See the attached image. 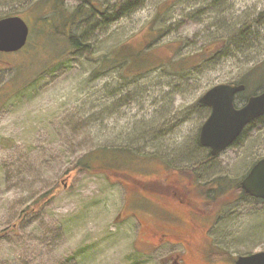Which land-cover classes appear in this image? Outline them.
<instances>
[{
  "label": "rangeland",
  "instance_id": "1",
  "mask_svg": "<svg viewBox=\"0 0 264 264\" xmlns=\"http://www.w3.org/2000/svg\"><path fill=\"white\" fill-rule=\"evenodd\" d=\"M82 1L64 6L70 13ZM97 1L109 13L134 0ZM51 6L0 0V18L18 15L29 27L23 49L0 53V264H175L181 253L188 264H234L263 251L264 202L242 199L237 187L264 156V118L211 156L198 142L209 115L198 100L222 83L245 85L239 103L264 90V0H139L112 24L80 21V51L59 33L61 22L51 35L37 31ZM152 32L157 66L101 72L105 55ZM205 50L210 61L196 64ZM192 55L194 67H185L181 58ZM93 154L113 169L83 168ZM171 191L212 213L186 253L141 235L144 225L169 228V214L185 226Z\"/></svg>",
  "mask_w": 264,
  "mask_h": 264
},
{
  "label": "water",
  "instance_id": "2",
  "mask_svg": "<svg viewBox=\"0 0 264 264\" xmlns=\"http://www.w3.org/2000/svg\"><path fill=\"white\" fill-rule=\"evenodd\" d=\"M28 32L20 16L0 18V52L20 50L26 44ZM244 88L243 84H218L198 100L199 104L210 108L199 130L198 142L210 150L211 156L229 147L248 123L264 115V91L250 96L243 106H234V96ZM240 185L250 196L264 200V158L254 164ZM234 264H264V251L238 256Z\"/></svg>",
  "mask_w": 264,
  "mask_h": 264
},
{
  "label": "trees",
  "instance_id": "3",
  "mask_svg": "<svg viewBox=\"0 0 264 264\" xmlns=\"http://www.w3.org/2000/svg\"><path fill=\"white\" fill-rule=\"evenodd\" d=\"M46 1L52 4L51 13L53 16L51 18V21H49V19L45 17H41L38 20L39 22L37 21V28H36L37 31L39 33H43L44 36L51 35V32L47 31V30H50V26L53 27L59 22H61L62 27H63L62 29L65 32H59V33H61V36L64 35L69 45L75 50L78 49V51L85 50L86 48L85 44L82 43L80 38H78L77 35L74 33V29L80 21H82L83 19L86 20L87 27L85 29H87L88 27H91L92 25H97L98 23H102L104 25L106 23L112 24L115 21H117L119 18H121L125 14V11H128L132 7L133 8L136 7L137 3L139 2V0H134L133 3L129 2L128 4H126V6H123L122 10L118 8L119 10L118 9L115 10L116 13L114 10L108 13L105 11L104 8L98 9L100 5L97 0H83L82 3L78 4L72 12L68 13L67 9L64 6V0H46ZM94 13L99 14L101 19L97 18V21L94 20L92 16ZM54 22H58V23L53 25ZM31 31L34 32V29L30 28V32ZM85 31L86 30L83 31L82 35L84 34ZM156 36L157 34L155 32L149 33L147 37L144 39L143 43L140 44V46H137L131 50L126 45H121L117 50L112 51L108 55H105L99 66V68L101 69V72L103 73L104 70H107V69L111 70L112 68H115L118 66L123 67L124 65L127 66L126 71H128V73L130 74L142 73V72L151 70L153 67L157 66L155 65V62H153L154 60L151 59L149 55L150 50L152 49V47L154 46V42L156 41V38H155ZM208 54L209 52L205 50L202 53L194 56V57H197L198 59L196 64L201 65L203 61L204 62L210 61L209 59L210 56ZM191 57H193V55L181 58V63L185 65V67L193 68L194 67L193 65L195 63L191 60ZM147 63H151V64H147ZM128 65H134L133 68H135L136 71L133 72L132 69L128 67ZM238 103L239 102L236 101V104ZM199 106H202V105H199ZM261 117L264 118V115H262ZM102 151H104V154L107 153V150L105 149H102ZM90 158L94 162L93 165L89 163H88L89 165L86 164L85 163L86 160H82L80 162V165L86 170L104 171L108 169H113V165L111 162L112 160L105 159V158L98 159L94 157V154ZM96 159L99 160V162H101L102 165H96L95 164ZM237 193L242 199L248 200V197L251 198L241 188H239V185L237 188ZM254 200H258V199H254ZM201 212H204V211L201 210ZM212 250L215 252L221 253L220 257L225 258V256L227 255V251H225L222 248L221 250L218 248H215ZM216 259L217 258L215 255L214 260ZM230 260L233 261L232 258Z\"/></svg>",
  "mask_w": 264,
  "mask_h": 264
},
{
  "label": "flooded vegetation",
  "instance_id": "4",
  "mask_svg": "<svg viewBox=\"0 0 264 264\" xmlns=\"http://www.w3.org/2000/svg\"><path fill=\"white\" fill-rule=\"evenodd\" d=\"M235 100H237V99H235ZM260 158H262V157H260ZM239 188H240V185H239ZM166 193H169L166 195L173 197L174 200H178V206L179 207H181L182 204L184 205L182 208H183L184 213L186 215L187 223L185 224V226L182 227V226H180L182 223L178 224L175 221V219L171 217L172 215L169 214V215H167V220H166V221H168L167 226L169 228H167L166 226H162L161 224H160L161 227H158L157 224H154L156 229H152L151 225L150 226L144 225L143 229H141L142 230L141 231L142 239L143 240L147 239V241H144V243H149V241H151V240L155 241L154 245H156V246L159 244H162L163 241L169 242L171 244H180L181 246L184 247V250L186 253V251L195 249L194 248V244H195L194 243V237H195V235L199 234L202 236H206V233H207V230L209 229V227H205V226H203V224L198 223V222L200 221V219H204L205 217L209 218L212 215V213L211 212L210 213H207V212L199 213V212H197V210H195L194 207H191L190 204L187 203L188 202L187 198H186V200L183 199L182 194L178 195L174 191L173 192L171 191V193L170 192H166ZM160 195L166 196L165 194H160ZM248 199H250V198L248 197ZM167 229L171 230L172 232L169 233L167 231ZM149 245H151V244H149ZM200 255L201 254L198 251H196L194 254V256H197V257ZM183 258H184L183 253L177 254L173 263H175V264H183V263L188 264L185 262V260Z\"/></svg>",
  "mask_w": 264,
  "mask_h": 264
}]
</instances>
